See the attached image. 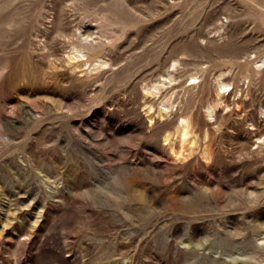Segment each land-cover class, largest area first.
Instances as JSON below:
<instances>
[{
  "label": "rangeland",
  "instance_id": "obj_1",
  "mask_svg": "<svg viewBox=\"0 0 264 264\" xmlns=\"http://www.w3.org/2000/svg\"><path fill=\"white\" fill-rule=\"evenodd\" d=\"M4 66L0 264H264V0H0Z\"/></svg>",
  "mask_w": 264,
  "mask_h": 264
},
{
  "label": "bare ground",
  "instance_id": "obj_2",
  "mask_svg": "<svg viewBox=\"0 0 264 264\" xmlns=\"http://www.w3.org/2000/svg\"><path fill=\"white\" fill-rule=\"evenodd\" d=\"M77 57H79V55H77ZM6 68H7V66L2 67L0 69V73L4 72ZM170 83H172V80H170L169 84ZM198 83H200L199 80H198V77L192 76L190 78L189 86H192L193 88H195ZM164 86H167V83L165 81L164 82H159V83H157V85L153 86L154 89L158 91V93H161L162 96H164V99H168V96H171V94H175L176 93L174 91L175 87H172L170 89L167 88L165 91H163L162 88ZM233 90H234V88L231 87V84H227V83H224L222 80H218L217 88H216V96H217V98L214 99V100H211V101L209 100L208 101V104L205 107L206 108V116L209 117L211 120H215L216 124H219L218 123L219 120L216 117V114H217L216 110L220 106L224 105L223 106V110H225L226 108L230 110L229 118L234 119L235 125H237V128L239 129L241 127V125L247 121V117L243 115L244 102L241 99L237 100V101L234 100V99L232 101L230 100V96L231 95L236 96V92H233ZM202 94H207L205 96V97H207L208 94H210V88H208V90L206 89L205 91H203ZM164 107H166V104L164 105ZM160 113L162 114V111H160ZM215 123L213 125H216ZM199 124H200V122L197 120V118L193 119L191 114L190 115L187 114V115H184V116H180V119L178 121V125L176 127L177 128V134L179 135L181 140L183 142H185V141H187L188 137L193 134L194 128L199 126ZM220 124L222 125V123H220ZM223 125H225V124L223 123ZM217 131H218V129H217ZM220 131H221V129H220ZM239 135L240 134H238V136ZM194 137H196V136H194ZM166 140H167V137H166ZM248 141H249L248 139H245L244 143L240 142L241 148H242V146L246 147V144L248 143ZM245 147H243V148H245ZM252 193H254V192H252ZM201 195H203V194H201ZM200 199H202V197L198 198V199H192V200L190 199L191 201L189 200V203L187 204V207L188 206L190 208L196 207L197 203L201 201ZM207 199L209 200V198H207ZM208 200H207V202H208ZM200 204L201 203H199L198 205H200ZM202 206H204V205H202ZM243 208H245V207H243V204H240L239 206L235 205L233 208H230L227 211H238V210L243 209Z\"/></svg>",
  "mask_w": 264,
  "mask_h": 264
}]
</instances>
